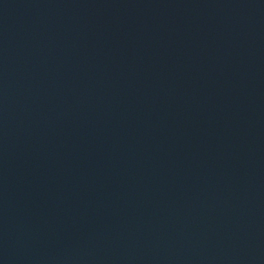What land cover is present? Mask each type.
I'll return each mask as SVG.
<instances>
[{"label": "water", "instance_id": "95a60500", "mask_svg": "<svg viewBox=\"0 0 264 264\" xmlns=\"http://www.w3.org/2000/svg\"><path fill=\"white\" fill-rule=\"evenodd\" d=\"M0 264H264V0H0Z\"/></svg>", "mask_w": 264, "mask_h": 264}]
</instances>
